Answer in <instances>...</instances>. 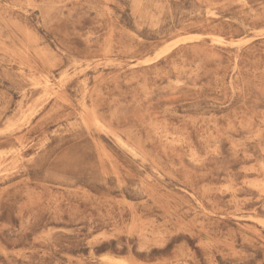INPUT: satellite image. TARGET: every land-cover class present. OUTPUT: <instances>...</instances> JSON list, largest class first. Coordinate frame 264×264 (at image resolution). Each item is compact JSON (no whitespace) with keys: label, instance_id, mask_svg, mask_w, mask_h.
Listing matches in <instances>:
<instances>
[{"label":"rangeland","instance_id":"obj_1","mask_svg":"<svg viewBox=\"0 0 264 264\" xmlns=\"http://www.w3.org/2000/svg\"><path fill=\"white\" fill-rule=\"evenodd\" d=\"M0 264H264V0H0Z\"/></svg>","mask_w":264,"mask_h":264},{"label":"bare ground","instance_id":"obj_2","mask_svg":"<svg viewBox=\"0 0 264 264\" xmlns=\"http://www.w3.org/2000/svg\"><path fill=\"white\" fill-rule=\"evenodd\" d=\"M57 85V84H56Z\"/></svg>","mask_w":264,"mask_h":264}]
</instances>
